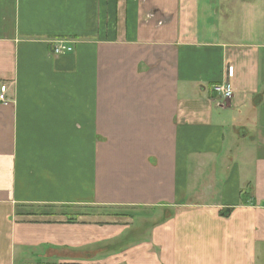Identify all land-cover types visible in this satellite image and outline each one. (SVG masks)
<instances>
[{
	"label": "crops",
	"instance_id": "0c3cea01",
	"mask_svg": "<svg viewBox=\"0 0 264 264\" xmlns=\"http://www.w3.org/2000/svg\"><path fill=\"white\" fill-rule=\"evenodd\" d=\"M3 84L0 264L121 233L47 206L157 208L107 264H264V0H0Z\"/></svg>",
	"mask_w": 264,
	"mask_h": 264
},
{
	"label": "rangeland",
	"instance_id": "374dc122",
	"mask_svg": "<svg viewBox=\"0 0 264 264\" xmlns=\"http://www.w3.org/2000/svg\"><path fill=\"white\" fill-rule=\"evenodd\" d=\"M215 161L221 162L218 159ZM37 211L39 213L48 211L53 214L65 215L67 222L73 220L74 223L78 220H87L88 216L99 217V220L103 221L98 225L99 227L105 229L108 225H113L121 233L116 239H105L108 235L106 233L102 241L89 242L83 247L69 251H64L61 246L50 247L46 245L35 249L22 248L18 250L14 264H107L110 262V251L121 245L128 246L141 239H146L148 232H151L149 227L157 225L160 218L157 208L152 210V208L132 209L116 206H47L45 211L43 209H37ZM108 220L117 223H109ZM106 258L107 260H105ZM103 260L105 261L103 262Z\"/></svg>",
	"mask_w": 264,
	"mask_h": 264
},
{
	"label": "built area",
	"instance_id": "2783aa9c",
	"mask_svg": "<svg viewBox=\"0 0 264 264\" xmlns=\"http://www.w3.org/2000/svg\"><path fill=\"white\" fill-rule=\"evenodd\" d=\"M150 17V16H149ZM73 44L69 41H58L55 44L54 47V54L59 55H65L73 52ZM214 93H216L218 96L222 97L223 99L229 100L233 97V90L230 84H219L214 87ZM9 101L8 98V87L7 85H2L0 87V104L7 103Z\"/></svg>",
	"mask_w": 264,
	"mask_h": 264
},
{
	"label": "trees",
	"instance_id": "16d2710c",
	"mask_svg": "<svg viewBox=\"0 0 264 264\" xmlns=\"http://www.w3.org/2000/svg\"><path fill=\"white\" fill-rule=\"evenodd\" d=\"M48 213H49V212H48ZM72 221H73V220H71V223H73ZM69 222H70V221H69Z\"/></svg>",
	"mask_w": 264,
	"mask_h": 264
}]
</instances>
